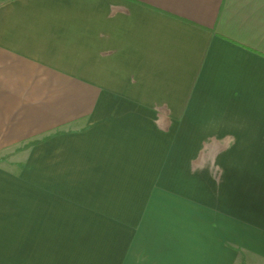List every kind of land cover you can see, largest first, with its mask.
<instances>
[{
    "label": "crops",
    "instance_id": "1",
    "mask_svg": "<svg viewBox=\"0 0 264 264\" xmlns=\"http://www.w3.org/2000/svg\"><path fill=\"white\" fill-rule=\"evenodd\" d=\"M243 260L264 264V0H1L0 264Z\"/></svg>",
    "mask_w": 264,
    "mask_h": 264
},
{
    "label": "rangeland",
    "instance_id": "2",
    "mask_svg": "<svg viewBox=\"0 0 264 264\" xmlns=\"http://www.w3.org/2000/svg\"><path fill=\"white\" fill-rule=\"evenodd\" d=\"M38 142H39V140H38ZM37 142V143H38ZM36 144V143H35ZM34 145V144H33ZM33 145H30V142L29 143H27V144H24L22 147H21V150L22 149H24V148H28V147H30V146H33Z\"/></svg>",
    "mask_w": 264,
    "mask_h": 264
},
{
    "label": "trees",
    "instance_id": "3",
    "mask_svg": "<svg viewBox=\"0 0 264 264\" xmlns=\"http://www.w3.org/2000/svg\"><path fill=\"white\" fill-rule=\"evenodd\" d=\"M1 1V0H0ZM38 142V140H35V141H32V142H30V145H33V144H35V143H37ZM240 264H245V261L243 260Z\"/></svg>",
    "mask_w": 264,
    "mask_h": 264
}]
</instances>
